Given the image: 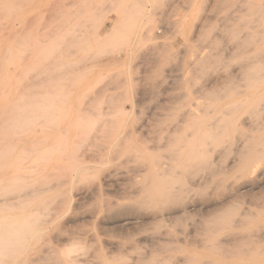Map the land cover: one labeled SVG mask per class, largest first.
I'll use <instances>...</instances> for the list:
<instances>
[{"label":"rangeland","instance_id":"rangeland-1","mask_svg":"<svg viewBox=\"0 0 264 264\" xmlns=\"http://www.w3.org/2000/svg\"><path fill=\"white\" fill-rule=\"evenodd\" d=\"M53 102L147 123L142 147L195 115L222 128L189 192L142 203L132 148L88 171L47 152L37 124ZM0 234L13 239L0 264H264V0H0Z\"/></svg>","mask_w":264,"mask_h":264},{"label":"bare ground","instance_id":"bare-ground-1","mask_svg":"<svg viewBox=\"0 0 264 264\" xmlns=\"http://www.w3.org/2000/svg\"><path fill=\"white\" fill-rule=\"evenodd\" d=\"M57 57L50 60L52 62L50 64V75L52 77L53 75L56 76L54 78V84L62 81L64 76L61 70V62L57 61ZM252 77L255 76L252 75ZM59 103L61 104L58 105L54 102L51 104V108L48 113L49 124L46 127L42 128L40 124H37L39 129L38 131L43 133V136L47 137L48 140L52 141V143L47 148V152H49V154L59 153L60 156L57 157V161L66 160L65 162L68 161L69 163L75 164L78 169L85 168V171H88L89 164L91 162L93 163V161H96V159L101 158L103 155L109 156L113 151L121 147H123L121 149L125 150V146L132 148L130 149L131 151L128 156H124V159L126 160L125 164H127L128 161L131 160H141L144 163H147L146 165L142 166V168L140 165L141 169L137 168L140 170H135L136 174L132 173L131 176L132 179L134 175V181L137 182V185L133 188V191L135 190L134 196H136L142 203H151L156 205L164 203L167 204V202H172L175 199L178 200V198L182 194L189 192L193 183L191 177L189 176V172L191 171V169H194L196 165L204 163V159L205 157H207L206 155H208L205 149L208 139L214 137V131H219L220 128H222L220 125L222 121L221 117L211 119L209 122H204L202 118H199L201 116L198 115L186 118L184 120L181 119V116V121L168 125V127L166 128V135L164 133L165 137H162V139L157 143L155 140L153 141V143L155 142V145L152 143L153 145L151 146L142 147L144 141L142 139H139V135H143L144 131H147L146 128L149 127L146 126L147 123L145 125L133 127V129L128 130V123L127 125L125 124V128L123 120L115 119L114 117L112 119H110L109 117L105 118L106 114L101 112L92 114L87 108L78 109L76 111L68 113L65 103ZM88 114H90V117L87 118L85 115ZM218 134L219 132L217 133V135ZM216 139H218L217 136ZM218 142L219 141H217V143ZM79 148H81V153L79 152ZM71 149L72 152H70ZM162 152L167 153L163 160L161 159L159 154L155 155ZM139 164L137 165V167L139 166ZM245 167L247 166L245 165ZM183 174H185L188 179L184 182H179L180 177ZM110 177L112 178L113 175H111ZM110 177H107V179H110ZM39 191L40 189H34L31 192L26 193L22 197V199L29 198L34 193H37ZM93 192L94 191L91 189H86L82 192V194L84 197H89L91 194H93ZM177 213L178 212L173 208L163 210L160 209L155 212V214H153V219L169 220L170 218L177 215ZM226 217H223L222 213H217L215 219L211 224V228L214 230H218L219 227L220 229L221 227H224L226 223H228ZM20 232L23 231L20 230ZM1 235L2 234H0V251L3 255H5L12 250L13 239L4 238L2 240ZM21 239L23 240V238ZM149 239H151V241L155 240L152 237H149ZM77 246L78 245L76 242H72V244L67 247L65 254L68 258H70L72 253L76 252ZM67 263H69V261H67Z\"/></svg>","mask_w":264,"mask_h":264}]
</instances>
